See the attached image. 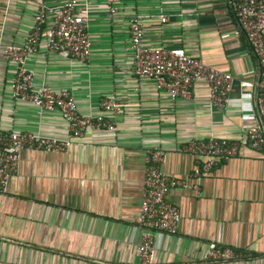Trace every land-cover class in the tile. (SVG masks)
<instances>
[{"label": "crops", "instance_id": "0c3cea01", "mask_svg": "<svg viewBox=\"0 0 264 264\" xmlns=\"http://www.w3.org/2000/svg\"><path fill=\"white\" fill-rule=\"evenodd\" d=\"M117 1L114 16L104 0L89 2L94 48L87 62L49 52L42 38L27 63L36 88L68 89L82 116L104 115L118 125L117 132L87 131L73 138L59 112L41 117L36 106L15 99L16 65L1 54V45H24L43 6L51 24L64 0H0V131L40 133L73 144L64 153H22L19 172L0 198V264H141L137 248L144 232L137 218L147 152L156 148L166 156L163 172L189 187L168 196L182 222L175 236L154 234L152 264H264V151L245 149L198 179L203 160L183 152L199 138L241 140L258 123L256 63L237 23L236 0ZM135 17L144 26L145 44L183 48L231 74L227 107H210L205 82L195 85L192 100L172 101L153 80L135 77L129 47ZM107 98H117L124 113L102 111L99 104ZM213 242L244 258L208 261Z\"/></svg>", "mask_w": 264, "mask_h": 264}, {"label": "built area", "instance_id": "2783aa9c", "mask_svg": "<svg viewBox=\"0 0 264 264\" xmlns=\"http://www.w3.org/2000/svg\"><path fill=\"white\" fill-rule=\"evenodd\" d=\"M90 0H64L62 7L53 11L54 20L48 23L49 9L43 6L35 17V28L23 46L1 45L3 58L16 65L13 84L15 99L36 106L39 116L59 112L73 138H81L87 131L117 132L115 119L104 115L84 117L80 114L74 95L68 90L54 92L47 86L36 88L34 73L27 68L30 58L39 52L42 38L49 52L64 59L87 62L93 54V40L88 31ZM112 16L118 13L117 0H104ZM239 28L255 58L258 80L256 108L258 123L238 141L199 138L183 147V152L201 158L202 164L194 178L208 176L223 163L238 158L245 149L264 151V0H236L233 3ZM161 21L168 19L161 16ZM130 50L133 56L132 73L137 78L153 80L158 91L168 94L172 101L192 100L194 87L205 82L212 109H225L234 85L231 74L207 66L202 60L190 56L183 48L166 49L145 44V30L139 17L130 22ZM99 108L113 116L124 113V105L117 98H107ZM72 141L47 137L40 133L0 131V198L8 191L11 178L20 169L21 155L26 150L46 153H64ZM166 162L163 150L147 152L143 182V196L137 225L144 232L137 248L141 264H152L154 234H178L182 222L180 208L168 196L176 189L188 188L186 180L171 177L162 170ZM199 190V186H194ZM244 256L233 248L210 243L206 259L216 263L241 260Z\"/></svg>", "mask_w": 264, "mask_h": 264}]
</instances>
